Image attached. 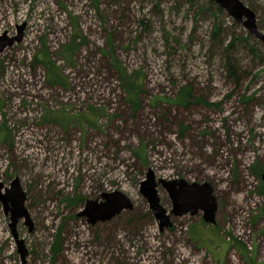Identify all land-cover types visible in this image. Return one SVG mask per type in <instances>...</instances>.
Masks as SVG:
<instances>
[{"label": "rangeland", "instance_id": "1", "mask_svg": "<svg viewBox=\"0 0 264 264\" xmlns=\"http://www.w3.org/2000/svg\"><path fill=\"white\" fill-rule=\"evenodd\" d=\"M240 1L264 33V0ZM0 11V193L18 178L31 223L15 225L22 257L0 201V264H264L261 40L211 0H0ZM120 68L141 84L135 111ZM149 171L209 183L215 222L171 213L158 183L161 229L141 192ZM114 191L132 208L80 215Z\"/></svg>", "mask_w": 264, "mask_h": 264}, {"label": "water", "instance_id": "2", "mask_svg": "<svg viewBox=\"0 0 264 264\" xmlns=\"http://www.w3.org/2000/svg\"><path fill=\"white\" fill-rule=\"evenodd\" d=\"M219 7L223 8L234 20L242 23L250 34L257 37L264 43V33L258 31L256 19L253 11L245 6L240 0H211ZM20 37V36H19ZM1 49V48H0ZM151 171L147 174V179L141 183V192L147 198L149 206L159 221L162 229L164 226L170 225V215L160 204L157 192L158 183L168 190L172 199L173 209L171 213L182 216L186 213L192 215L199 210L203 212V221L206 223H214V215L216 211L215 198L212 195V187L209 183H188L183 179L168 181L163 178L158 182L154 180ZM261 180L264 182V172L261 174ZM0 183V189L2 188ZM102 202L96 200H87L85 209L80 215H87L88 221L94 223L96 221H104L118 214L123 209H131L132 203L130 198L121 191L111 193H102ZM26 193L22 190L18 178H14L10 183V187L5 189V193H0V201L3 203L5 211H10V227L15 241L18 244V251L24 256V245L21 239L17 238L15 225L19 218L24 217L26 223L30 224L28 212L24 206Z\"/></svg>", "mask_w": 264, "mask_h": 264}, {"label": "trees", "instance_id": "3", "mask_svg": "<svg viewBox=\"0 0 264 264\" xmlns=\"http://www.w3.org/2000/svg\"><path fill=\"white\" fill-rule=\"evenodd\" d=\"M3 11V16L1 17L3 19L7 17V12L6 10H2ZM2 11H0V13H2ZM79 37V35L77 33H74V36H73V39H72V42L67 45V46H64L63 49H64V55L65 56H68V57H71L72 56V51L73 49L75 48L74 46V41L75 39ZM47 67H48V76H49V81L52 82V83H57V82H60L62 83V78L60 76V74L58 73V71L54 68L53 66V63L52 62H47L46 63ZM51 65V66H50ZM229 66V69H230V74L232 76L235 77V79L237 80L238 79V74L236 73V70H234L233 68H231L230 65ZM120 82H121V87L123 89V91L125 92L126 94V101L128 102V104L130 105L131 109L133 111H135L139 105H140V93H141V84L140 82L138 81V77L136 78L134 75H129L126 73V71L123 69V68H120ZM191 100V90L190 88H183L181 89L180 93H179V96L177 98V101L179 103H182V104H189V101ZM5 131V130H4ZM2 132L4 138L7 137L9 131L6 130L5 132ZM261 170L262 169H257V167L254 166V170L253 172L256 174V176L258 178H260L261 176ZM258 194L260 195H264V183L261 181L260 183V187L258 188L257 190ZM71 201H77L76 199H73ZM56 246L53 247L52 251L55 252V250L57 249Z\"/></svg>", "mask_w": 264, "mask_h": 264}]
</instances>
